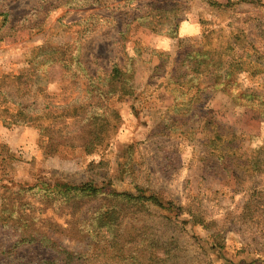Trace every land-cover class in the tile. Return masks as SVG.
I'll list each match as a JSON object with an SVG mask.
<instances>
[{"label": "rangeland", "instance_id": "374dc122", "mask_svg": "<svg viewBox=\"0 0 264 264\" xmlns=\"http://www.w3.org/2000/svg\"><path fill=\"white\" fill-rule=\"evenodd\" d=\"M113 67L131 74V94H98ZM197 86L205 94L193 120L160 134L174 95L186 101ZM19 110L31 120L13 125ZM208 110L236 133V154L205 144ZM255 156L257 170L245 166ZM58 183L101 193L65 202L48 191ZM111 191L163 205L122 208L113 232L136 255L264 264V0H0V264L93 251L90 218ZM101 230L97 240L110 236ZM158 236L163 253L139 244Z\"/></svg>", "mask_w": 264, "mask_h": 264}, {"label": "trees", "instance_id": "16d2710c", "mask_svg": "<svg viewBox=\"0 0 264 264\" xmlns=\"http://www.w3.org/2000/svg\"><path fill=\"white\" fill-rule=\"evenodd\" d=\"M201 54L199 53H190L186 55V59H190L192 56ZM184 58V59H185ZM193 59V58H191ZM200 61L204 62V59H200ZM196 61H194L195 63ZM192 63V64H194ZM199 64V62H198ZM196 65V64H194ZM188 66L190 72H193L195 75L199 73V69L196 66ZM196 71H195V69ZM186 71L183 70V73L180 75V78H184L186 75ZM130 77L131 74L126 70H120L116 67L112 68L111 74L109 75V82H112L111 87L107 89V92L104 91H98L99 95H107V93L112 92H121V94L128 95L131 94V86H130ZM172 78V77H171ZM193 79V78H192ZM171 81V80H170ZM190 79L186 81L185 84L188 83ZM176 82V85H181V83H184L183 81H179L176 79L174 81V84ZM170 83V82H169ZM169 83L166 84V88L169 86ZM173 83V79H172ZM184 85V84H183ZM119 87L121 88L119 90ZM191 87V86H189ZM198 87V86H197ZM175 88L173 90H169L170 94L173 95ZM180 95L187 94L189 90L181 91ZM204 94L205 91L201 90L199 87L196 91H194L190 96L187 97L186 101H179V99L174 95L173 97V104H172V111H170V115L167 117V119H163L162 124L163 127L159 130V133L162 135H166L167 132H171L177 129L178 125L182 126L184 125L181 121L182 118H185V121H191L194 118V115L197 113L195 111L200 108L201 103L204 101ZM202 112V111H201ZM200 117L203 118L204 124L202 127V130L206 132V135L209 137L207 138L206 145H216L218 143V147L222 152V154L225 153V150H230V154H236V151L239 148L234 149L233 146L236 144L237 141V135L234 131H229V127H225V125H221L217 121H215L214 117L209 115L211 113V110H208L206 112H203ZM199 115V113H198ZM10 119L12 120L10 123L13 125H21L26 124V121L31 120V117L26 112H22L21 110L17 111V113L13 114ZM4 124L6 125L5 121ZM94 129H96L98 126L93 125ZM176 126V127H175ZM40 130V128H38ZM94 135V139L88 140L85 142V150H90L92 146L94 145V142L97 140L95 137L96 131H91ZM39 139V138H38ZM53 148V147H51ZM260 160L258 157H254L248 161V164L245 166L252 167L253 170H257L259 168ZM39 188L37 185L30 186L27 190H33L34 188ZM43 188V187H42ZM45 191V189H42ZM51 193H56V196L58 197L57 200H64L65 202H71V200H79L82 197H97L101 190L93 185L92 183H84L79 185H71L68 183L60 185L59 183L48 190ZM108 200L107 205H102L101 207L97 208L94 212L93 216L90 218L92 222V229L93 232L90 234L92 241H94L95 248L93 251H68L65 249H61L58 251L57 256L51 259H45L42 261L41 264H105L107 262L106 260L114 261L115 263L119 264H159V262H162L161 264H166V262L169 260L168 257H165L163 259L164 254L168 253L167 251H164L163 253V247L162 246H168V241L163 240L165 237L158 236L157 238H149L143 240L139 244H147V246H151L152 244L157 246V248L160 250L163 255L160 256H152V257H144L142 255H136V252L134 248L131 246L132 242H128L127 244H122L120 241H116L117 234L113 232L114 230V224L120 219V213H122V208L127 205H139L140 203H144L146 201L151 202L154 205H160L157 197L154 195H133L132 193L128 192H116L111 191L108 193ZM170 204V203H168ZM245 212L250 214L256 211H261L260 207L253 203H246L245 205ZM5 212H8L7 206L2 205L1 214H0V222L4 220L5 217H1L2 215L5 216ZM14 214V211L11 213H7V215ZM11 220V219H10ZM196 222H198L196 219H194ZM106 227L108 231H110V236L108 238H105V234H103V237L99 240H97V237H99L100 234L104 233L101 228ZM33 241V240H29ZM48 239L44 238V241H40V244L46 243L48 244ZM18 242H23V240H19ZM139 244L138 247L139 248ZM174 252V251H173Z\"/></svg>", "mask_w": 264, "mask_h": 264}, {"label": "crops", "instance_id": "0c3cea01", "mask_svg": "<svg viewBox=\"0 0 264 264\" xmlns=\"http://www.w3.org/2000/svg\"><path fill=\"white\" fill-rule=\"evenodd\" d=\"M36 134L32 133V131L29 132V139L30 140H35Z\"/></svg>", "mask_w": 264, "mask_h": 264}]
</instances>
